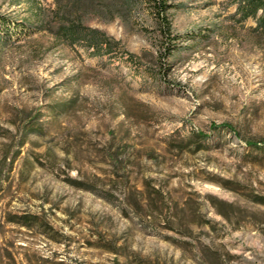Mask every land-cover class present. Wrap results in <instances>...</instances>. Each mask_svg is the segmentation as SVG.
<instances>
[{"label":"rangeland","instance_id":"obj_1","mask_svg":"<svg viewBox=\"0 0 264 264\" xmlns=\"http://www.w3.org/2000/svg\"><path fill=\"white\" fill-rule=\"evenodd\" d=\"M166 1L168 56L147 9L87 17L97 54L39 29L54 0H0V264H264V29Z\"/></svg>","mask_w":264,"mask_h":264},{"label":"trees","instance_id":"obj_2","mask_svg":"<svg viewBox=\"0 0 264 264\" xmlns=\"http://www.w3.org/2000/svg\"><path fill=\"white\" fill-rule=\"evenodd\" d=\"M31 1V0H26ZM237 14L240 20L254 18L257 21V29H264V0H236ZM56 8L52 18L41 20L39 29L49 31L55 37L64 39L72 44H80L87 48H93L97 54L108 53L115 46L119 45V40L108 36L99 28L88 26L85 19L89 16H98L106 21L116 18L129 19L133 13L140 9H147L155 18L159 28L162 41L160 51L165 56L170 55L175 47L177 36L173 34L172 23L168 15L171 8L166 0H54ZM261 12V14H260ZM2 20L3 18L0 17ZM5 22V21H4ZM36 116L29 119L31 131H41ZM224 127L227 125H223ZM218 126L213 124V128ZM42 132V131H41ZM205 136V134H203ZM23 142L20 143V145ZM256 145V142H247ZM19 150L17 151V153ZM1 173V171H0ZM82 183V182H79ZM133 205L140 207V199L143 192L135 190ZM156 195H161L159 190L154 189ZM110 251L119 253L115 246H106Z\"/></svg>","mask_w":264,"mask_h":264}]
</instances>
